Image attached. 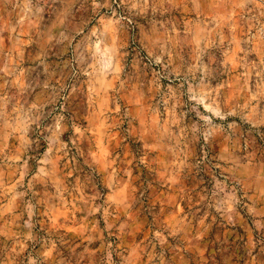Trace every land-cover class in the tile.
<instances>
[{
	"label": "rangeland",
	"instance_id": "rangeland-1",
	"mask_svg": "<svg viewBox=\"0 0 264 264\" xmlns=\"http://www.w3.org/2000/svg\"><path fill=\"white\" fill-rule=\"evenodd\" d=\"M253 74L264 0H0V264H264Z\"/></svg>",
	"mask_w": 264,
	"mask_h": 264
},
{
	"label": "crops",
	"instance_id": "crops-1",
	"mask_svg": "<svg viewBox=\"0 0 264 264\" xmlns=\"http://www.w3.org/2000/svg\"><path fill=\"white\" fill-rule=\"evenodd\" d=\"M249 81H258L264 83V77L262 75H258V77L248 75ZM247 80V76L244 77V81ZM251 94V92H249ZM260 94H254V99H260ZM253 99V100H254ZM246 119L254 125H261L264 124V107L259 101L253 102L250 104V112L246 115Z\"/></svg>",
	"mask_w": 264,
	"mask_h": 264
}]
</instances>
